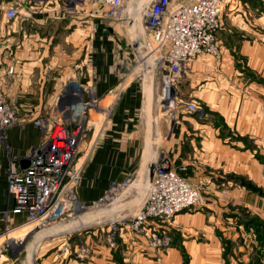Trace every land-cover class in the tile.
<instances>
[{
    "label": "crops",
    "instance_id": "1",
    "mask_svg": "<svg viewBox=\"0 0 264 264\" xmlns=\"http://www.w3.org/2000/svg\"><path fill=\"white\" fill-rule=\"evenodd\" d=\"M3 1L20 7L12 20L0 8V90L22 122L5 131L0 146V229L13 206L8 163L25 168L26 154L42 140L32 120L60 109L57 94L71 83L95 80L97 95H107L144 52L139 43L127 48L135 34L130 30L137 32L133 38L141 32L139 20H129L128 5L121 21L111 22L95 15L85 0ZM239 2L225 1L217 34L219 69L215 58L201 55L178 84L179 99L198 112L166 115L160 109L158 72L127 80L75 187L78 202L89 210L97 205L100 219L63 239L71 244L65 264H264L258 258L264 251V161L256 156L264 134V88L255 89L252 76L264 71V0ZM66 7H76L78 14L64 15ZM8 66L14 67L11 76L5 74ZM90 137L80 143L76 164ZM161 156L179 177L201 188L206 207L182 212L169 225L149 223L135 234L118 223L135 210L136 197L131 201L118 193L101 202L127 175H147ZM24 222V215L9 217L12 225ZM150 230L167 235L170 246L152 248ZM82 248L86 254L79 259ZM45 260L41 264H60L55 252Z\"/></svg>",
    "mask_w": 264,
    "mask_h": 264
},
{
    "label": "built area",
    "instance_id": "2",
    "mask_svg": "<svg viewBox=\"0 0 264 264\" xmlns=\"http://www.w3.org/2000/svg\"><path fill=\"white\" fill-rule=\"evenodd\" d=\"M40 1L27 0L33 4L42 3ZM225 1L187 0L175 3L173 0H145L140 3L139 0H85L86 6L95 15L111 22H120L123 10L129 5V20H139L141 32L135 38H130L127 48H133L135 43H139L144 52L131 66V72L121 77L118 86L107 95H97L95 80H88L83 85L71 83L62 87L57 94L58 100L64 99L60 109H47L32 120L42 131L40 144L26 154L28 163L25 168L18 169L15 162L9 161L6 169V185L13 206L3 215L4 223L0 229V264H18L16 260L27 250L28 238L34 239L32 256L33 264H37L41 241L36 240L34 234L74 220L82 211L89 210L78 202L75 187L89 152H92L97 143V135L109 116L114 96L117 97L126 88L127 80L144 78L147 73L158 72L161 85L160 109L170 117H174L177 112H198L193 103H183L179 99L178 84L191 63L201 55L215 58V67L219 69L220 48L217 34L221 28ZM19 7L18 3L7 5L5 1H0V8L7 20L17 16ZM63 14L73 17L78 14V9L66 7ZM5 74L13 75L14 67L8 66ZM106 98L111 99L109 105L100 106ZM91 111L100 116L92 120ZM21 122L18 108L7 101L0 90V146L4 143L5 131ZM96 130L98 131L95 134ZM89 133L91 137L89 136L85 152L86 154L89 151L88 155L76 164L80 143L87 140ZM93 134L95 136L92 138ZM147 174V178L127 175L102 200L101 204L109 203L119 194L128 196L131 201L134 197L138 199L134 203L135 210L118 223V226H124L138 234L149 223L169 225L182 212L206 207L201 188L192 186L179 177L166 156H161ZM136 180L142 183L141 188L134 185ZM222 194L227 195V190H223ZM130 205L133 206V203ZM18 215H24L25 222L19 225L10 224L9 217ZM117 227L114 226L115 229ZM22 231L25 234L19 236ZM14 234H19L16 235L18 238H13ZM170 242L167 235L149 231L148 243L152 248L163 250L170 246ZM58 251L61 260L66 263L71 252L70 242L63 240ZM85 254V249L82 248L76 257L83 259ZM27 255L28 253L26 259Z\"/></svg>",
    "mask_w": 264,
    "mask_h": 264
},
{
    "label": "rangeland",
    "instance_id": "3",
    "mask_svg": "<svg viewBox=\"0 0 264 264\" xmlns=\"http://www.w3.org/2000/svg\"><path fill=\"white\" fill-rule=\"evenodd\" d=\"M185 1H187V0H183V1H180V0H173V2H175V3H182V2H185ZM241 1V0H240ZM237 2L238 3H240L239 2V0H237ZM128 8H129V5H128ZM224 10H225V8L223 9V12H224ZM263 62H264V57H263ZM246 72L247 73H251V71H249V69H246ZM252 76L255 78V80L258 82V86H254L255 87V89L257 88H264V71H262V72H258L256 75L255 74H253L252 73ZM140 79L141 78H143V77H139ZM130 80V79H129ZM121 80H119L118 79V82H120ZM157 81L159 82V80L157 79ZM116 86H118V85H116ZM125 90H126V88H124L123 89V91L117 96V97H115L114 96V102H112L111 103V105H110V108H109V110H110V112H109V116L107 117V120H109L110 119V117H112V113H113V111L115 110V107L117 106V104H118V102H119V100L121 99V96H122V94L125 92ZM243 95H245L246 97H249L250 98V95L249 94H247V93H245V92H243ZM245 97V98H246ZM244 98V97H243ZM159 100H160V98H159ZM111 102V99L110 98H106L103 102H101L100 103V106H103V107H106V106H108L109 105V103ZM187 103H191V102H187ZM263 107H264V105H263ZM94 111V110H93ZM93 111H91V119L92 120H95L96 118H98L100 115H97V114H95ZM106 121V120H105ZM263 130H264V126H263ZM97 131L98 130H96L95 131V134L97 133ZM102 132V131H101ZM102 134H104L103 132H102ZM89 136H90V133L88 134ZM99 135H97V137H98ZM261 139L262 140H260L259 141V143H258V146H259V150H258V154L256 155L257 157H258V159L260 160V161H264V134H262L261 135ZM88 152L89 151H87V155H88ZM91 153L92 152H89V155H88V158H89V156L91 155ZM86 154H84V157L86 156ZM87 158V159H88ZM87 161V160H86ZM85 161V162H86ZM78 163H80V162H78ZM85 166L83 165V168H84ZM81 169V177H80V179L82 178V173H83V170L84 169ZM264 170V169H263ZM147 173V172H146ZM145 173V174H146ZM146 178H147V176H148V174L147 175H144ZM79 179V180H80ZM97 206V205H96ZM95 206V208H92V209H90V210H88V209H85L84 211H82V213L81 214H79L74 220H76L77 218H79V217H82V219H84L83 217H85L84 215L85 214H88V215H91V214H93L94 212H96V210L98 209L97 207ZM87 217V216H86ZM81 219V218H80ZM86 219V218H85ZM84 219V220H85ZM73 220V221H74ZM72 221V220H71ZM66 223H68V222H66ZM66 223H62V224H59L58 225V227L60 226V225H64V224H66ZM95 224H97V222H87V224L85 225V226H79L80 228L79 229H74V230H70V231H68L69 233L68 234H64L65 232H60V230H56V231H54L53 233H50V234H48V235H45V236H43L42 238H40V240L39 241H41V242H39V244H40V249H39V253H38V256H40L39 257V259L37 260V264H41L43 261H45V263L47 262L45 259L47 258V257H49L50 255H51V253H53V252H55V253H57V263H60V264H65V261L63 260H61V257L59 256V244H61V241L63 240V239H65L66 237H68V236H72V235H76V233H78V232H81L82 230H88V229H90L93 225H95ZM56 229H58V228H56ZM60 241V242H59ZM34 242V239H32V238H28L27 239V242H26V248H27V246L29 245V244H32ZM54 246H55V248H54ZM57 246V247H56ZM28 247H30V246H28ZM26 248H25V250H26ZM58 249V250H57ZM254 250H256V249H254ZM254 250H253V253H254ZM26 253H28L27 252V250L25 251V252H23L22 253V255H21V257L19 258V259H17L16 261H17V263L18 264H28V260L26 259ZM55 257H56V255H54ZM24 257H25V259H24ZM262 257V259L264 260V251H262V253H260L259 255H258V258L260 259ZM257 257H253V259H256ZM24 260V261H23ZM50 260H53L52 258L50 259ZM252 260V259H251ZM261 260V259H260ZM48 264H51V263H48ZM160 264V263H159Z\"/></svg>",
    "mask_w": 264,
    "mask_h": 264
},
{
    "label": "bare ground",
    "instance_id": "4",
    "mask_svg": "<svg viewBox=\"0 0 264 264\" xmlns=\"http://www.w3.org/2000/svg\"><path fill=\"white\" fill-rule=\"evenodd\" d=\"M131 8V7H130ZM134 32H135V34H134ZM136 31L134 30V31H132V30H130V34H134L132 37H134L135 35H136ZM150 75H151V73H150ZM151 78V77H150ZM151 84V83H150ZM149 172V171H148ZM134 185L135 186H137V187H139V188H141L142 187V183L141 182H139V181H137L136 180V182L134 183ZM121 196H124V194H122ZM114 202V201H113ZM112 202V203H113ZM116 203H113L112 204V206H111V208L112 209H115L116 208ZM85 217H83L84 219H82V217H79V218H77L76 220H72V221H69L68 223H66V224H64V225H60L59 227L58 226H56V227H54V228H52V229H45V230H40V231H38L37 233H35L34 234V238L36 239V240H40V238H42L43 236H45V235H48V234H50V233H53L54 231H56V230H60V232H68V231H70V230H74V229H79L80 227L79 226H85L86 224H87V222H98L99 221V219H100V216H99V214H97L96 212H94L93 214H91V215H88V214H85L84 215ZM87 216V217H86ZM81 218V219H80ZM56 228H58V229H56ZM33 233V232H32ZM55 233V232H54ZM23 234H25V231H22L21 232V235H19V234H14V235H12V236H14L13 238H18V237H16V235H19V236H22ZM23 238V237H22ZM28 246H30V247H28ZM27 246V250H28V255H27V260H28V264H33V261H34V257L32 256V252H33V250H32V244H29Z\"/></svg>",
    "mask_w": 264,
    "mask_h": 264
},
{
    "label": "water",
    "instance_id": "5",
    "mask_svg": "<svg viewBox=\"0 0 264 264\" xmlns=\"http://www.w3.org/2000/svg\"><path fill=\"white\" fill-rule=\"evenodd\" d=\"M59 106H61L62 104H64V99L63 98H60L59 99ZM26 163H28V161L26 160ZM22 164V163H21Z\"/></svg>",
    "mask_w": 264,
    "mask_h": 264
}]
</instances>
